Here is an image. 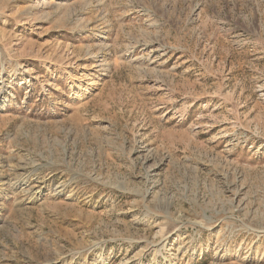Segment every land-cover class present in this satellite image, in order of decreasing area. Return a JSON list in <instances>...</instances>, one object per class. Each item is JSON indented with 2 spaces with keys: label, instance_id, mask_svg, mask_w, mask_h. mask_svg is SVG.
<instances>
[{
  "label": "rangeland",
  "instance_id": "rangeland-1",
  "mask_svg": "<svg viewBox=\"0 0 264 264\" xmlns=\"http://www.w3.org/2000/svg\"><path fill=\"white\" fill-rule=\"evenodd\" d=\"M0 264H264V0H0Z\"/></svg>",
  "mask_w": 264,
  "mask_h": 264
}]
</instances>
